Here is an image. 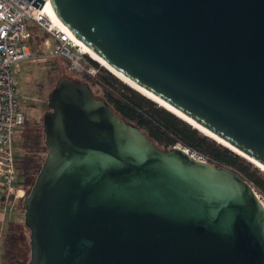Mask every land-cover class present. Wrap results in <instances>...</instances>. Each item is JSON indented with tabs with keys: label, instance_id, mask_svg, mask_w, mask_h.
Returning <instances> with one entry per match:
<instances>
[{
	"label": "water",
	"instance_id": "obj_1",
	"mask_svg": "<svg viewBox=\"0 0 264 264\" xmlns=\"http://www.w3.org/2000/svg\"><path fill=\"white\" fill-rule=\"evenodd\" d=\"M48 2L108 64L264 165V0ZM102 98L66 75L48 94L27 264H264L251 183L160 147Z\"/></svg>",
	"mask_w": 264,
	"mask_h": 264
},
{
	"label": "trees",
	"instance_id": "obj_2",
	"mask_svg": "<svg viewBox=\"0 0 264 264\" xmlns=\"http://www.w3.org/2000/svg\"><path fill=\"white\" fill-rule=\"evenodd\" d=\"M31 38L28 41L29 44ZM92 62L99 67V74L95 77L84 74V79L103 89L102 99L106 100L123 119L139 125L164 149L181 143L191 150L204 154L209 162L233 168L264 195L263 169L165 106L160 103L159 105L157 101L135 87V89L133 86L130 87V84L124 83L122 78L113 74L106 67H101L97 60L93 59ZM26 120L19 128L21 130L22 154H15L21 187L29 184L28 179L39 173L48 152L43 128L32 125L30 122L26 123ZM16 225L14 221L8 224L2 243V264H15L21 261V258H23L22 262L25 260L24 249H20L16 241ZM22 252H24L23 255Z\"/></svg>",
	"mask_w": 264,
	"mask_h": 264
},
{
	"label": "built area",
	"instance_id": "obj_3",
	"mask_svg": "<svg viewBox=\"0 0 264 264\" xmlns=\"http://www.w3.org/2000/svg\"><path fill=\"white\" fill-rule=\"evenodd\" d=\"M43 7L37 8L28 0H0V191L7 200L19 199L24 192L19 183L13 137L26 115L20 108L13 66L32 55L28 42L32 37L31 26L38 24L49 32L52 44L47 54L65 58L68 71L95 77L100 70L76 39L47 16ZM175 146L183 147L198 160L208 161L199 151L181 143ZM251 185L264 205V195Z\"/></svg>",
	"mask_w": 264,
	"mask_h": 264
},
{
	"label": "rangeland",
	"instance_id": "obj_4",
	"mask_svg": "<svg viewBox=\"0 0 264 264\" xmlns=\"http://www.w3.org/2000/svg\"><path fill=\"white\" fill-rule=\"evenodd\" d=\"M31 30L32 38L30 48L32 55L16 61L13 66V72L16 80V87L19 92L21 101L20 108L26 115V123L30 122L32 125L39 126V128L42 129V117L44 112L49 108L48 94L56 84V81L62 75L69 76L76 81L87 82L92 87L95 95L103 97V89L99 85L93 84L92 82L84 79L82 73L68 71L67 61L65 58L47 54V51L50 49V46L52 44V38L50 37V34L46 29H44L40 25L34 24L31 26ZM99 65L101 67L104 66L101 65L100 62ZM126 84L129 85L128 83ZM130 87L132 86L130 85ZM20 133L21 130L17 129L13 137V149L16 155L22 154V140ZM37 174L33 178L28 179L29 184L22 187L24 189V192L23 195L20 196V198H23L28 193L31 185L34 183ZM23 199L19 200L18 209H23ZM21 212L22 216H20V219H15L16 216L13 219L17 224L16 241L18 243V246H20V249H24L26 257L24 262H22L23 258H21V261L15 264H27L31 254L30 231L25 226L24 211L21 210ZM7 227L8 225L0 232V264H2V243ZM24 252H22V255L24 254Z\"/></svg>",
	"mask_w": 264,
	"mask_h": 264
},
{
	"label": "bare ground",
	"instance_id": "obj_5",
	"mask_svg": "<svg viewBox=\"0 0 264 264\" xmlns=\"http://www.w3.org/2000/svg\"><path fill=\"white\" fill-rule=\"evenodd\" d=\"M44 11L46 12L47 16L49 18H51L56 24H58L60 27L64 28L65 30H67L62 24L61 22L57 19L56 15L54 14L48 0L44 5ZM68 31V30H67ZM72 37H74V39H76V41L85 49V51L94 59L99 61L102 65H104L107 69H109L113 74H116L117 76H119L120 78H122L125 82H127L128 84H130L131 86L135 87L136 89H138L139 91H141L142 93L146 94L147 96H149L150 98L154 99L155 101H157L158 103H160L161 105L165 106L167 109L171 110L172 112L176 113L178 116H180L181 118L185 119L186 121H188L189 123H191L193 126L199 128L200 130H202L203 132H205L207 135L215 138L217 141L225 144L226 146H228L229 148L233 149L234 151L238 152L239 154H241L242 156H244L245 158H247L248 160H250L251 162L255 163L257 166H259L261 169L264 170V165L262 163H260L258 160H256L255 158H253L252 156H250L247 153H244L243 151H241L240 149H238L237 147H235L234 145H232L231 143L227 142L225 139L221 138L220 136L216 135L215 133H213L211 130H209L208 128L204 127L203 125H201L200 123H198L197 121L193 120L190 116L186 115L185 113L181 112L180 110H178L177 108L173 107L171 104H169L168 102H166L165 100H163L162 98H160L158 95L150 92L149 90H147L146 88L142 87L141 85L135 83V81H133L132 79H130L129 77H127L126 75H124L122 72H120L119 70H117L116 68L112 67L110 64H108L101 55H99L96 51H94L92 48H90L88 45H86L83 41H81L79 38H77L74 34H72L70 31H68Z\"/></svg>",
	"mask_w": 264,
	"mask_h": 264
},
{
	"label": "crops",
	"instance_id": "obj_6",
	"mask_svg": "<svg viewBox=\"0 0 264 264\" xmlns=\"http://www.w3.org/2000/svg\"><path fill=\"white\" fill-rule=\"evenodd\" d=\"M19 199H10L7 200L3 197L0 191V232L5 229V227L9 224V222L14 221L13 218L16 216L15 219H20V216H22L21 209H18L19 206ZM24 211V210H23ZM16 213V214H15Z\"/></svg>",
	"mask_w": 264,
	"mask_h": 264
},
{
	"label": "flooded vegetation",
	"instance_id": "obj_7",
	"mask_svg": "<svg viewBox=\"0 0 264 264\" xmlns=\"http://www.w3.org/2000/svg\"><path fill=\"white\" fill-rule=\"evenodd\" d=\"M49 109V108H48Z\"/></svg>",
	"mask_w": 264,
	"mask_h": 264
}]
</instances>
